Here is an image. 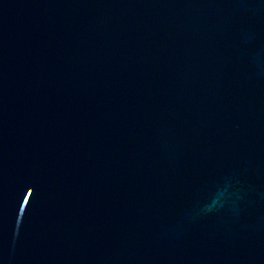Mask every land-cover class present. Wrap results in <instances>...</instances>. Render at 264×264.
Returning a JSON list of instances; mask_svg holds the SVG:
<instances>
[{
  "label": "water",
  "instance_id": "95a60500",
  "mask_svg": "<svg viewBox=\"0 0 264 264\" xmlns=\"http://www.w3.org/2000/svg\"><path fill=\"white\" fill-rule=\"evenodd\" d=\"M0 264H264V0H0Z\"/></svg>",
  "mask_w": 264,
  "mask_h": 264
}]
</instances>
